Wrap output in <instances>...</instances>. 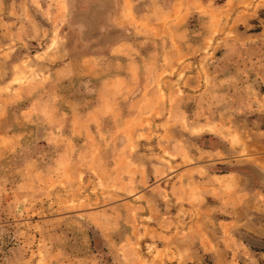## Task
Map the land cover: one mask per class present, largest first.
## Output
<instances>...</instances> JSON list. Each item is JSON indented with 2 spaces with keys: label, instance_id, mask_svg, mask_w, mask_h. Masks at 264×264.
I'll list each match as a JSON object with an SVG mask.
<instances>
[{
  "label": "rangeland",
  "instance_id": "obj_1",
  "mask_svg": "<svg viewBox=\"0 0 264 264\" xmlns=\"http://www.w3.org/2000/svg\"><path fill=\"white\" fill-rule=\"evenodd\" d=\"M264 0H0V264H264Z\"/></svg>",
  "mask_w": 264,
  "mask_h": 264
},
{
  "label": "trees",
  "instance_id": "obj_2",
  "mask_svg": "<svg viewBox=\"0 0 264 264\" xmlns=\"http://www.w3.org/2000/svg\"><path fill=\"white\" fill-rule=\"evenodd\" d=\"M261 249H263V250H264V247H262Z\"/></svg>",
  "mask_w": 264,
  "mask_h": 264
}]
</instances>
